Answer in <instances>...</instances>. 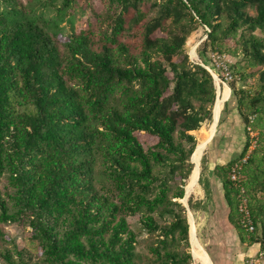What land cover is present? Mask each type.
Here are the masks:
<instances>
[{
	"label": "trees",
	"instance_id": "1",
	"mask_svg": "<svg viewBox=\"0 0 264 264\" xmlns=\"http://www.w3.org/2000/svg\"><path fill=\"white\" fill-rule=\"evenodd\" d=\"M62 1L60 14L75 3ZM5 2L0 182L7 184L0 186V224L27 221L41 249L35 258L0 245L5 264H138L128 223L138 215L157 238L150 264H193L180 201L194 170L192 134L214 119L213 53L239 58L233 68L242 80L257 77L253 96L230 86L219 126L234 108L244 141L213 175L241 245L264 247V0H109L103 12L92 8L67 54L48 30L54 20L25 18L17 0ZM199 29L206 40L200 63H192L185 47ZM249 127L259 137L252 150ZM140 135L156 143L146 148ZM248 155L238 185L232 168ZM204 161L203 155L200 183ZM240 195L248 199L253 234L243 229Z\"/></svg>",
	"mask_w": 264,
	"mask_h": 264
},
{
	"label": "rangeland",
	"instance_id": "2",
	"mask_svg": "<svg viewBox=\"0 0 264 264\" xmlns=\"http://www.w3.org/2000/svg\"><path fill=\"white\" fill-rule=\"evenodd\" d=\"M6 0H0V9L2 11L9 10ZM23 6V17L33 18L38 21L45 19L47 21L54 20L55 26L48 27L50 34L56 40L62 53L67 54L66 44L74 34H79L81 30L87 29V22L92 14V8L98 12H103L108 8L109 0H75L72 9L64 10L63 14L58 11L63 3L62 0H17ZM149 4L153 0H145ZM155 15L154 12L149 16ZM206 40L205 30L199 29L196 33L192 34L187 42L185 50L192 63H200L198 54L199 46ZM136 38H127L130 44L136 43ZM219 53L211 54L213 55ZM65 55V54H64ZM220 55V54H219ZM225 62L228 72L220 70L218 74L221 76L223 82L229 86L223 87L221 82L216 83L218 99L213 112V121L207 122L203 125L200 131L193 133L199 146L198 150L193 156L195 169L185 186V200L180 201L186 210V216L189 224V238H190V253L193 256V264H248L251 258H256L260 251L259 245H254V248L247 245H241L235 229L227 221L228 208L223 200V193L221 182L213 175V170L216 166H224L221 163V155L219 151V143L223 138V133L217 130L222 128L221 120L225 119L224 106L225 102L232 97V90L230 86L235 85L237 90L249 92L252 96L257 92V83L255 78L242 80L241 77L234 72L233 67H238L239 58H232L226 54ZM240 71H244V66L240 65ZM212 70V69H209ZM229 74V75H227ZM231 78L230 80L225 79ZM231 96V97H230ZM233 106L234 104L231 103ZM223 114V115H222ZM219 121V123H218ZM218 123V128L216 129ZM251 132L256 135L252 138L250 131L247 129L250 141L258 140V132L252 127ZM236 134V138L240 136ZM244 133V132H243ZM215 140L209 146L210 150L206 154L204 151V144L209 140ZM139 139L146 148L152 147L156 140L146 135H140ZM257 142V141H256ZM242 149V147H240ZM241 152V150H240ZM217 153V160L213 167L208 165V155L210 162L213 161ZM205 156L204 161V175L201 177L200 183V170L201 158ZM236 157V156H235ZM200 183V184H199ZM7 184L6 178H2L0 186L3 189ZM189 198L191 203L189 204ZM158 220V219H157ZM163 224V220L158 221ZM130 229L137 236L136 251L139 256L138 264H150L149 260L152 258L150 252L151 246L156 244V236L149 234L141 223V217L132 216L128 218ZM0 232L4 235V241H0L2 247L12 248L16 246L20 250H26L30 255L38 258L41 249L33 242L32 230L28 227L27 221H20L17 223L0 224ZM192 237V238H191ZM192 240L195 244L194 255ZM262 247V246H261ZM255 249L250 253V249ZM254 252V253H253ZM0 264H5L0 259ZM263 264V263H262Z\"/></svg>",
	"mask_w": 264,
	"mask_h": 264
},
{
	"label": "built area",
	"instance_id": "3",
	"mask_svg": "<svg viewBox=\"0 0 264 264\" xmlns=\"http://www.w3.org/2000/svg\"><path fill=\"white\" fill-rule=\"evenodd\" d=\"M211 61L214 65V69L211 70V74L213 76L215 85H216L217 80H220L222 83H225V81L223 82V80L221 79V76L218 74V72L220 70H224V71L228 72V69L226 67V62H225V56L215 54L212 56ZM227 75H229V74H227ZM230 79L231 78H228V79L226 78L225 80H230ZM248 130L250 131L249 133H251L252 138L253 139L256 138V135L251 132V128H248ZM256 141L257 140L251 141V150L255 148L256 143H257ZM248 157H249V155L246 158H244L243 160H241L240 162H238L237 164H235V166L232 168L231 181L238 184V185H240V183L242 182L241 172L243 169V165L247 162ZM241 191H242V193L244 191L242 187H241ZM239 212L242 216L243 229L248 234H253L255 232V227H254V224L252 221L248 199L243 195L239 196ZM263 261H264V247L260 246V251L258 253V256L256 258H251V260L249 261L248 264H262Z\"/></svg>",
	"mask_w": 264,
	"mask_h": 264
},
{
	"label": "crops",
	"instance_id": "4",
	"mask_svg": "<svg viewBox=\"0 0 264 264\" xmlns=\"http://www.w3.org/2000/svg\"><path fill=\"white\" fill-rule=\"evenodd\" d=\"M231 97V96H230ZM231 100V98H229L226 102L228 103ZM239 131H241L242 133H240V136H238V138H236V134L239 135ZM223 133V138L221 140V142L219 143V151H220V155H221V163H223L224 165L228 162L231 161L232 159L235 158V156L237 157L241 152V148L243 145V141H244V133H243V126H242V122L240 120V117L238 115V113L236 112V110H234V108H231V111L227 117V119L225 120V122L222 124V128L219 130H217V133ZM215 140V138L208 143L207 148H206V154H208L210 148L209 146L211 145V143H213V141ZM218 156L217 153L214 156V159L212 162H210L209 160V155H208V165L210 167H213L216 160H217ZM254 248V246L252 247ZM250 249V253L252 251H256L255 249ZM253 252V253H254ZM264 264V261L262 262Z\"/></svg>",
	"mask_w": 264,
	"mask_h": 264
},
{
	"label": "water",
	"instance_id": "5",
	"mask_svg": "<svg viewBox=\"0 0 264 264\" xmlns=\"http://www.w3.org/2000/svg\"><path fill=\"white\" fill-rule=\"evenodd\" d=\"M210 72H211V70H210ZM218 99V98H217ZM218 123H219V121H218ZM218 123H217V126H216V129L218 128ZM210 142V140L208 141V142H205V144H204V151H205V148H207V145H208V143ZM198 148H199V146H197V148H196V151L198 150ZM195 151V152H196ZM195 154V153H194ZM194 154H193V156H194ZM193 156H192V158H191V163L192 164H194V161H193ZM203 157V156H202ZM202 159V158H201ZM201 165V164H200ZM194 169H195V164H194ZM194 171V170H193ZM201 171V170H200ZM193 173V172H192ZM186 195H187V190H186ZM186 195H185V198H186ZM185 198H184V200H185Z\"/></svg>",
	"mask_w": 264,
	"mask_h": 264
},
{
	"label": "bare ground",
	"instance_id": "6",
	"mask_svg": "<svg viewBox=\"0 0 264 264\" xmlns=\"http://www.w3.org/2000/svg\"><path fill=\"white\" fill-rule=\"evenodd\" d=\"M218 82H221V81L220 80H217L216 83H218ZM221 84H222L223 87L227 86V84H225V83H222L221 82Z\"/></svg>",
	"mask_w": 264,
	"mask_h": 264
}]
</instances>
